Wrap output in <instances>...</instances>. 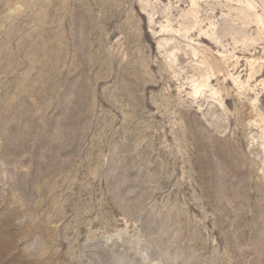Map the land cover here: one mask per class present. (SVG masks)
I'll list each match as a JSON object with an SVG mask.
<instances>
[{
  "label": "rangeland",
  "instance_id": "374dc122",
  "mask_svg": "<svg viewBox=\"0 0 264 264\" xmlns=\"http://www.w3.org/2000/svg\"><path fill=\"white\" fill-rule=\"evenodd\" d=\"M0 264H264V0H0Z\"/></svg>",
  "mask_w": 264,
  "mask_h": 264
},
{
  "label": "bare ground",
  "instance_id": "6f19581e",
  "mask_svg": "<svg viewBox=\"0 0 264 264\" xmlns=\"http://www.w3.org/2000/svg\"><path fill=\"white\" fill-rule=\"evenodd\" d=\"M202 39H204V40H207L205 37H202ZM213 43V42H212ZM220 64V63H219ZM221 66V65H220ZM221 70V69H220ZM222 71V70H221ZM223 71H224V69H223ZM250 71H252V70H250ZM253 76V75H252ZM255 77V76H254ZM250 79H251V77H249Z\"/></svg>",
  "mask_w": 264,
  "mask_h": 264
}]
</instances>
